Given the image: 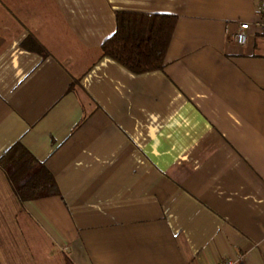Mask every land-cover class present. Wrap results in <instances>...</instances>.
<instances>
[{"label": "crops", "instance_id": "0c3cea01", "mask_svg": "<svg viewBox=\"0 0 264 264\" xmlns=\"http://www.w3.org/2000/svg\"><path fill=\"white\" fill-rule=\"evenodd\" d=\"M262 1L0 0V157L58 189L0 167V264H264ZM118 13L177 17L162 70L102 55Z\"/></svg>", "mask_w": 264, "mask_h": 264}, {"label": "trees", "instance_id": "16d2710c", "mask_svg": "<svg viewBox=\"0 0 264 264\" xmlns=\"http://www.w3.org/2000/svg\"><path fill=\"white\" fill-rule=\"evenodd\" d=\"M176 23L174 15L118 13L115 32L101 45L102 55L134 74L160 71ZM0 167L21 202L58 194L52 175L20 143L0 157Z\"/></svg>", "mask_w": 264, "mask_h": 264}, {"label": "built area", "instance_id": "2783aa9c", "mask_svg": "<svg viewBox=\"0 0 264 264\" xmlns=\"http://www.w3.org/2000/svg\"><path fill=\"white\" fill-rule=\"evenodd\" d=\"M258 9H259L258 19L255 22V25L264 34V0L259 4ZM248 28H249V25L247 23L238 24L237 30L234 35L235 41L238 45L242 46L246 44ZM216 264H235V263L231 260H223V261H219Z\"/></svg>", "mask_w": 264, "mask_h": 264}]
</instances>
